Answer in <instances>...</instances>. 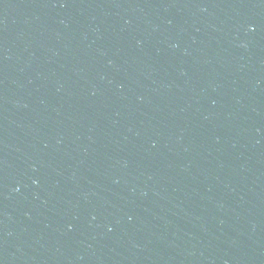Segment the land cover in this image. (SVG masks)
<instances>
[{
	"label": "water",
	"instance_id": "water-1",
	"mask_svg": "<svg viewBox=\"0 0 264 264\" xmlns=\"http://www.w3.org/2000/svg\"><path fill=\"white\" fill-rule=\"evenodd\" d=\"M0 264H264V0H0Z\"/></svg>",
	"mask_w": 264,
	"mask_h": 264
}]
</instances>
